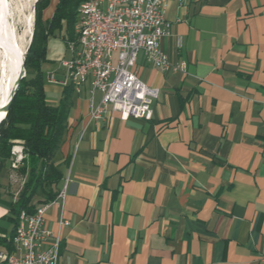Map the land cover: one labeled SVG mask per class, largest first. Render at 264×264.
<instances>
[{
    "label": "crops",
    "instance_id": "1",
    "mask_svg": "<svg viewBox=\"0 0 264 264\" xmlns=\"http://www.w3.org/2000/svg\"><path fill=\"white\" fill-rule=\"evenodd\" d=\"M164 14L161 49L187 69L164 73L139 56L136 74L161 91L152 120L109 111L94 122L89 85L71 96L55 158L66 199L46 212L59 264H262L264 0H165ZM70 58L68 42L48 39L52 106L66 87L49 76L62 81ZM5 203L0 239L12 230Z\"/></svg>",
    "mask_w": 264,
    "mask_h": 264
},
{
    "label": "built area",
    "instance_id": "2",
    "mask_svg": "<svg viewBox=\"0 0 264 264\" xmlns=\"http://www.w3.org/2000/svg\"><path fill=\"white\" fill-rule=\"evenodd\" d=\"M165 0H84L78 8L75 40L68 42L71 58L60 65L65 75L49 82L63 87L74 84L75 92L90 87V118L102 120L105 113H118L121 120L150 121L158 88L148 86L135 72L139 56L164 73L185 72L186 62L173 63L161 49V41L171 35L164 14ZM181 42V40H180ZM96 94H101L99 103ZM66 190L34 213L22 211L13 238L15 251L0 252V264H59L61 235L53 236L46 222L48 207L64 202ZM68 225L61 222L60 226ZM264 264V256L261 258Z\"/></svg>",
    "mask_w": 264,
    "mask_h": 264
},
{
    "label": "trees",
    "instance_id": "3",
    "mask_svg": "<svg viewBox=\"0 0 264 264\" xmlns=\"http://www.w3.org/2000/svg\"><path fill=\"white\" fill-rule=\"evenodd\" d=\"M51 0H38L35 13V30L26 54V76L14 95L10 110L0 123V174L15 162L13 147H23L24 157L18 173L24 178L23 188L16 201L6 202L8 213L4 218L12 225L11 234L0 239L15 251L13 238L22 211L34 213L38 206L55 201L61 192L64 173L56 163V154L68 130L71 96L74 88H64L57 106L47 101L46 78L43 69L47 60L50 37L69 42L75 40L78 8L84 0H59L52 17L44 21V11ZM37 200V201H36ZM4 204V201H0ZM0 231L6 233L5 228Z\"/></svg>",
    "mask_w": 264,
    "mask_h": 264
},
{
    "label": "rangeland",
    "instance_id": "4",
    "mask_svg": "<svg viewBox=\"0 0 264 264\" xmlns=\"http://www.w3.org/2000/svg\"><path fill=\"white\" fill-rule=\"evenodd\" d=\"M8 1L10 4V14H11L9 20L11 22V25L16 30L17 36L20 42H22L23 48L25 47L24 50L26 52L32 42L34 35L36 4L38 0H8ZM51 6L53 7V4L49 5L47 10H50L49 8L52 9ZM28 19L32 21V26H33L31 27L32 30H30V28L27 27L28 21L26 20ZM30 31L32 32L30 33ZM27 39L29 40L27 41ZM13 154L15 157V162L12 164V167L3 170L0 174V201H6V202H9L11 200L16 201L23 188L24 178L19 175L17 170V168L21 164L22 158L24 157L23 147L19 144H15V146L13 147ZM3 224L4 221H0V225Z\"/></svg>",
    "mask_w": 264,
    "mask_h": 264
},
{
    "label": "bare ground",
    "instance_id": "5",
    "mask_svg": "<svg viewBox=\"0 0 264 264\" xmlns=\"http://www.w3.org/2000/svg\"><path fill=\"white\" fill-rule=\"evenodd\" d=\"M10 15L9 1L0 0V108L9 100L16 78L21 71L23 57L25 56V47L23 48L16 30L11 25L9 20ZM26 21H28L27 27L32 30V21L30 19ZM68 86L73 87L75 90L74 84H67ZM3 116L4 114L0 112V120Z\"/></svg>",
    "mask_w": 264,
    "mask_h": 264
},
{
    "label": "water",
    "instance_id": "6",
    "mask_svg": "<svg viewBox=\"0 0 264 264\" xmlns=\"http://www.w3.org/2000/svg\"><path fill=\"white\" fill-rule=\"evenodd\" d=\"M29 47H28V49H29ZM28 49L25 52V56L23 57L22 64H21V71H20L18 77L16 78V81H15V84H14V88H13L11 94H10L9 100L3 107L0 108V112L4 114L3 118L0 120V123L5 119L8 111L10 110L14 95L17 92L22 79L26 76L25 60H26V54L28 52Z\"/></svg>",
    "mask_w": 264,
    "mask_h": 264
}]
</instances>
